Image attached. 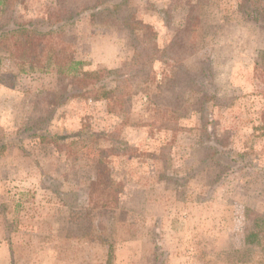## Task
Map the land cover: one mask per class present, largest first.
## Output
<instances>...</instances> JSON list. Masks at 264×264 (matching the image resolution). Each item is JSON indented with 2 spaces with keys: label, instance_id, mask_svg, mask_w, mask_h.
<instances>
[{
  "label": "rangeland",
  "instance_id": "obj_1",
  "mask_svg": "<svg viewBox=\"0 0 264 264\" xmlns=\"http://www.w3.org/2000/svg\"><path fill=\"white\" fill-rule=\"evenodd\" d=\"M97 1L9 0L124 107L44 48L32 68L0 50V264H264V27L241 0Z\"/></svg>",
  "mask_w": 264,
  "mask_h": 264
},
{
  "label": "trees",
  "instance_id": "obj_2",
  "mask_svg": "<svg viewBox=\"0 0 264 264\" xmlns=\"http://www.w3.org/2000/svg\"><path fill=\"white\" fill-rule=\"evenodd\" d=\"M123 1L124 0H98L91 5L93 9L91 15L95 16L96 13L104 11L105 13H114L116 16H119L117 14L118 3H122ZM237 7L245 20L252 21L264 27V5L261 7L254 6L253 3H249V0H241ZM9 8V0H0V50L9 53L10 56L21 59L29 68H32L33 64L39 61V53L35 48H44V50L50 51L51 55L49 57L54 55L59 60L61 72L64 76L78 80L77 85L73 88V90L78 92V95H85L100 89L98 94L93 93V95L94 97L106 100L108 111H113L115 109L123 111L124 102L119 96L120 92L117 89L105 87L106 81L111 79V77L106 78L111 74V70H83L81 67L83 61L76 59L74 56V42L71 36L63 38V50L61 46L55 50L51 44L48 45L51 42L50 38L53 36V29L41 28L32 21H18L11 16ZM83 9L84 7L82 6L78 7L76 10L68 8L63 16V24L61 25L72 24L77 14ZM118 20L113 24L119 25L121 20L119 18ZM61 25L57 26V28ZM43 40H45V42L42 43ZM257 62H261V65H264L262 64L264 63V55L261 56ZM256 63L254 65V71L259 66ZM101 76H103L104 79L106 78L102 82ZM202 76L203 80L201 81L204 85L199 89H204L207 93H209L207 90L209 89V91L213 93V85L209 73L206 71L202 72ZM210 96L211 99H214V94H210ZM206 97L207 95L204 94V98H201V102L208 100L209 97ZM28 129L31 130L32 128ZM30 133L37 136L40 140L58 138L57 135L51 134L45 127L40 128L38 131L32 130ZM17 137L19 138L11 139L10 141L14 142L16 140V142H21L23 135L18 134ZM230 160L231 159H228V162L225 164L226 169L230 167Z\"/></svg>",
  "mask_w": 264,
  "mask_h": 264
}]
</instances>
